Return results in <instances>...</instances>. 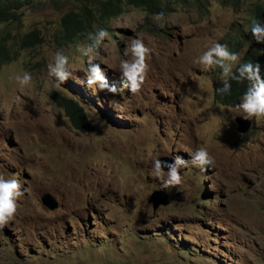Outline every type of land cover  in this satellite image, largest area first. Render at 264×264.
<instances>
[{"label": "rangeland", "instance_id": "obj_1", "mask_svg": "<svg viewBox=\"0 0 264 264\" xmlns=\"http://www.w3.org/2000/svg\"><path fill=\"white\" fill-rule=\"evenodd\" d=\"M89 1H40L0 27L44 37L0 68V264H264V83L239 106L214 99L245 50L227 40L264 0H166L149 19L131 7L58 46L61 17ZM238 115L256 119L246 138ZM159 188L170 201L154 210Z\"/></svg>", "mask_w": 264, "mask_h": 264}, {"label": "trees", "instance_id": "obj_2", "mask_svg": "<svg viewBox=\"0 0 264 264\" xmlns=\"http://www.w3.org/2000/svg\"><path fill=\"white\" fill-rule=\"evenodd\" d=\"M45 0H0V27L21 22L25 9ZM55 2V0H51ZM247 0H220L224 6L239 10ZM77 9H70L61 17L60 28L55 32L58 46H69L84 38L92 39L98 27L103 28L110 20L128 12L131 7L146 11L148 19L152 15H166L172 10L166 0H90ZM147 19V20H148ZM44 37L39 29L23 34L0 31V68L3 64L19 58L22 50L35 48L42 44ZM248 41V43H246ZM94 43V41H92ZM227 46L231 54L242 52L239 62L234 66L225 83L215 92V101L230 106H239L247 97H253L264 81V7L256 5L250 33L238 38H229ZM51 98L70 117L77 129H89L88 112L76 98L68 97L56 90ZM247 137V134L243 135Z\"/></svg>", "mask_w": 264, "mask_h": 264}, {"label": "water", "instance_id": "obj_3", "mask_svg": "<svg viewBox=\"0 0 264 264\" xmlns=\"http://www.w3.org/2000/svg\"><path fill=\"white\" fill-rule=\"evenodd\" d=\"M236 121L238 123L237 129L239 132L244 133L247 132L253 125L254 120L250 119L248 117H245L243 115L237 116ZM158 162L161 166H163L166 169H169L171 167L170 160L168 157H160L158 159ZM168 193L163 190H155L149 197V201L153 203V208L156 210L160 204H168ZM42 203L49 208L50 210H54L58 207V201L50 194V193H44L41 196Z\"/></svg>", "mask_w": 264, "mask_h": 264}, {"label": "clouds", "instance_id": "obj_4", "mask_svg": "<svg viewBox=\"0 0 264 264\" xmlns=\"http://www.w3.org/2000/svg\"><path fill=\"white\" fill-rule=\"evenodd\" d=\"M242 56V55H241ZM241 58V57H240ZM222 65V64H221ZM234 68V67H233ZM264 83V81L261 83V85ZM261 85H260V87H261ZM259 92H260V89H259V91L256 93V94H254V96L253 97H255L256 95H258L259 94ZM252 97V96H251ZM214 99H215V94H214ZM243 101V100H242ZM242 101H241V103H242ZM55 102V101H54ZM56 103V102H55ZM218 103V102H217ZM240 103V104H241ZM220 104V103H219ZM223 105V104H222ZM61 107V106H60ZM63 108V107H62ZM64 109V108H63ZM238 116H240V115H238ZM243 116H245V115H243ZM245 117H248V116H245ZM237 118V117H236ZM236 118H235V120H236ZM248 118H250V117H248ZM250 119H253L254 120V122H253V125H252V127L247 131V132H244V133H241V132H239V133H241L242 135H244V134H247V136L248 135H250L251 134V132H252V128H254V127H256L255 126V118H250ZM237 122V121H236ZM237 125H238V123H237ZM238 130V129H237ZM243 138H246V137H244V136H242ZM161 157H166V156H161ZM160 158V157H159ZM158 158V159H159ZM158 164H159V162H158ZM160 165V164H159ZM161 166V165H160ZM164 170H169V169H171V167L169 168V169H166V168H164L163 166H161ZM159 189H163V190H165L168 194H169V192L166 190V189H164V188H159ZM159 189H155V190H159ZM154 190V191H155ZM153 191V192H154ZM152 192V193H153ZM151 195V194H150ZM150 195H149V197H150ZM170 195V194H169ZM169 195H168V199H169ZM148 200H149V198H148ZM170 201V200H169ZM150 202V201H149ZM152 203V202H151ZM152 205H153V203H152ZM161 205H167V204H160L159 206H161Z\"/></svg>", "mask_w": 264, "mask_h": 264}]
</instances>
